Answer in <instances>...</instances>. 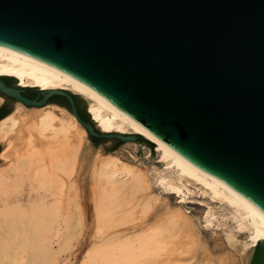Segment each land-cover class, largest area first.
Returning a JSON list of instances; mask_svg holds the SVG:
<instances>
[{
  "label": "water",
  "instance_id": "obj_1",
  "mask_svg": "<svg viewBox=\"0 0 264 264\" xmlns=\"http://www.w3.org/2000/svg\"><path fill=\"white\" fill-rule=\"evenodd\" d=\"M0 48L82 84L148 134L264 214V0H0ZM0 80L26 108L54 97L95 139L65 90ZM246 264H264V240Z\"/></svg>",
  "mask_w": 264,
  "mask_h": 264
},
{
  "label": "bare ground",
  "instance_id": "obj_2",
  "mask_svg": "<svg viewBox=\"0 0 264 264\" xmlns=\"http://www.w3.org/2000/svg\"><path fill=\"white\" fill-rule=\"evenodd\" d=\"M0 76L15 78L20 87L58 89L81 95L90 102L88 113L100 131L142 136L155 145L160 161L173 170V178L167 179L161 172H156L155 180L168 193L181 198L178 205L154 195L145 173L115 155L103 159L104 156L96 153L91 164V178L97 181L100 194L94 190L92 211L105 215L118 196L132 189L141 194L130 209L140 207L146 211V216L130 227L118 228L95 240L81 264H172L174 258L170 254H178L181 263L215 264L211 252L201 245L203 230L199 219L187 214L182 204L187 196L186 183L200 184L211 199L227 207L236 224L233 230L237 234H227L221 242V247H226L220 259L222 264H246L250 250L264 240V214L232 189L183 160L82 84L40 62L3 48H0ZM24 108L20 104L16 111L0 121V143L5 144L0 159L10 162L7 170L0 169V183L10 181L18 185L26 180L29 198L2 202L0 208L15 207L12 211L20 217L27 214L31 206L52 207L58 201L52 191L57 189L61 198L74 199L76 223L81 225L89 216H94L88 208L91 200L82 192L84 165L77 171L86 130L67 109L59 106ZM31 191L35 192V197L30 195ZM50 196L52 200H48ZM41 216L42 212L35 213L30 221L17 219L7 225L8 230L4 228L11 239L21 241L13 246L6 242L0 244V264H45L52 253V243L41 231ZM17 221L19 224L15 223ZM204 222L205 227H212L213 214L207 213ZM88 231L89 222L84 232L86 237ZM239 234H246L247 239L238 240ZM58 236L57 231L54 237ZM161 249L163 255L158 254Z\"/></svg>",
  "mask_w": 264,
  "mask_h": 264
},
{
  "label": "rangeland",
  "instance_id": "obj_3",
  "mask_svg": "<svg viewBox=\"0 0 264 264\" xmlns=\"http://www.w3.org/2000/svg\"><path fill=\"white\" fill-rule=\"evenodd\" d=\"M0 78H7L11 80L15 86H19L17 80L13 77L0 76ZM23 88L36 90L37 93L40 91L37 87ZM70 93L74 95L82 113L87 116L91 122L92 119L88 113V106L90 102L81 95L73 92ZM11 105V113H13L18 109L20 104L12 102ZM24 109L27 110L29 108L25 107ZM4 147L5 144L0 143V152L4 149ZM96 153L98 155H102V157L104 156L103 159H106L105 157L108 155H115L122 161L138 169L141 173H145L147 175L148 185L154 195L167 198L172 204L178 205L180 202V197L175 194L168 193V191L155 180L156 172H161L167 179L173 178L174 174L173 170L169 169L160 161L159 153L156 151L154 144L143 137L135 143H121L116 140L103 139H96L95 141L88 136V134H86L85 144L82 152L80 153V163L77 167V171L82 169V165H84L85 170H83L81 174V182L84 184V188L82 187V190L84 191L82 192L86 195V197L90 198L91 202L88 206L89 213H93L94 216H89V219L86 222L83 221L81 225H77V210L74 208V199L72 197L61 198L60 191L55 189L52 192L58 201L56 204H53L52 207L46 206L41 208L31 206L29 208V212L20 217L17 212L12 211L15 207H10V209L0 208V234L3 236H0V244L5 242L9 243L10 246L15 245V243L16 245L19 244L21 239L13 240L11 239V236H8L9 233L6 232L7 225L17 219L30 221V219L34 217L35 213L38 214L39 212H42V216L40 218L42 226L41 231L45 234L44 236H46L47 240L50 239L48 242L52 243V253L46 259L45 264H81L86 251L91 249L95 240L106 237L118 228L130 227L132 223H138L142 218H144L146 216L145 210L140 207H136L133 210L130 209L132 205L139 200L138 197L141 194L140 192H134L132 189H129L126 193L118 196L115 200L116 203L110 206L109 211H107L105 215H97L94 211H92V208L95 206V196L93 193L96 191L98 195L100 194L97 181H94L91 178V164ZM9 167L10 162L2 161L0 159L1 170H7ZM186 187L187 196L186 200L183 201L184 203L182 204L185 206L186 212L188 211L187 214L199 219L200 221V226L203 230V242L201 245L206 246V248L211 252L214 260L216 261L215 264H222L220 259L225 254L224 251H226V247H221V242L227 234L237 232L236 230H233L236 229V224L231 219L227 207L219 201L211 199L207 193H204L205 190L200 184L186 183ZM26 191H29L28 182L26 180L18 185H15L10 181L2 182L0 183V204L2 202H12L18 198L21 200H23L24 197L29 198V193ZM41 192L43 193V191ZM32 193L33 192L31 191L30 195L33 196L35 192L33 194ZM35 196L36 195L33 197ZM51 198L53 199V197L50 196L48 200H52ZM117 204L119 206H116ZM81 206H83V204ZM7 210L10 211L5 213ZM207 213H211L214 216V225L208 228L204 226V218ZM116 219L117 224L115 223ZM88 222L89 231L86 237L84 232ZM15 223L19 224V221ZM57 231L59 236L56 238L54 235ZM237 238L238 240H246L247 236L246 234H239ZM27 253L28 256H31V252L27 251ZM163 253V249L158 251V254L160 255H163ZM169 256L174 258V263L172 264H189L181 263L180 260H178V254H170Z\"/></svg>",
  "mask_w": 264,
  "mask_h": 264
},
{
  "label": "flooded vegetation",
  "instance_id": "obj_4",
  "mask_svg": "<svg viewBox=\"0 0 264 264\" xmlns=\"http://www.w3.org/2000/svg\"><path fill=\"white\" fill-rule=\"evenodd\" d=\"M0 80H2L4 82V84L7 85V86L17 87V86H15V84L13 82H11V80H9L7 78H0ZM22 95L24 97L28 98V99H31V100H35V99H40L41 98L40 93L39 92L37 93V91L33 90V89H26L25 92ZM0 97L2 98V102L0 104V121H1L6 116L11 114V112H12V108H11L12 105L11 104H12V102H15V101H13L11 99H8V98L4 97L1 94H0ZM61 98L62 97H54L51 100V104L50 105H56V106H59V107L64 108V109H68L69 104L64 102ZM75 102H76L78 114L80 116L83 113H82L80 107L78 106L76 99H75Z\"/></svg>",
  "mask_w": 264,
  "mask_h": 264
},
{
  "label": "trees",
  "instance_id": "obj_5",
  "mask_svg": "<svg viewBox=\"0 0 264 264\" xmlns=\"http://www.w3.org/2000/svg\"><path fill=\"white\" fill-rule=\"evenodd\" d=\"M61 99H62L64 102L68 103L66 99H64V98H61ZM68 109L70 110V107H68ZM80 117H81L84 121H86V122H90L89 119H88V117L85 116L84 114H81ZM92 139L96 141L95 138H92Z\"/></svg>",
  "mask_w": 264,
  "mask_h": 264
}]
</instances>
